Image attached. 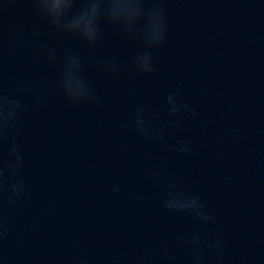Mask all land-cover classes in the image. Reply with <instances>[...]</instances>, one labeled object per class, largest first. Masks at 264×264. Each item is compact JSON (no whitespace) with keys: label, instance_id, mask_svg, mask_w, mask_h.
Segmentation results:
<instances>
[{"label":"water","instance_id":"95a60500","mask_svg":"<svg viewBox=\"0 0 264 264\" xmlns=\"http://www.w3.org/2000/svg\"><path fill=\"white\" fill-rule=\"evenodd\" d=\"M157 6L156 71L131 75ZM100 28L88 45L54 33L31 0H0V84L26 108V192L0 264H193L197 247L205 264H264V0H149L127 29ZM66 53L97 103L58 90ZM23 82L47 85L39 103ZM169 94L191 111L170 113ZM173 194L199 197L212 220L164 207Z\"/></svg>","mask_w":264,"mask_h":264},{"label":"clouds","instance_id":"9594fccd","mask_svg":"<svg viewBox=\"0 0 264 264\" xmlns=\"http://www.w3.org/2000/svg\"><path fill=\"white\" fill-rule=\"evenodd\" d=\"M147 2L149 0H31L34 11L50 25L54 33L75 37L88 45L98 42L101 21L127 29L133 21L139 19L142 5ZM166 29L163 10L158 6L153 7L150 10V27L139 37L145 51L136 56L130 69L131 75L137 72L147 74L156 71L153 66L152 50L162 45ZM47 54L55 63V55L50 52ZM103 68L109 73L116 71L110 62H106ZM82 72L83 66L79 59L71 53H66L64 63L60 67L58 90L73 105L95 104L98 102L97 97L83 79ZM19 87L34 96L39 103V93H42L47 85L23 82ZM176 96H179V92ZM167 104L170 106L168 111L172 114L180 112L181 109L191 111L187 104L178 103L172 94L167 96ZM25 111V105L21 100L6 94L0 84V241H3L11 230L8 221L12 218L16 199L26 192L22 171L24 157L18 142L20 117ZM134 123L145 135L151 131L148 122L139 115V112ZM178 150L185 152L190 149L183 147ZM164 207L189 212L204 221L212 220V216L204 212L205 204L197 196L173 194L164 202ZM192 242L199 244L200 237L194 235ZM207 247L214 249L218 256L223 252V243L220 240L209 243ZM202 252V247L192 249L193 264H205Z\"/></svg>","mask_w":264,"mask_h":264}]
</instances>
